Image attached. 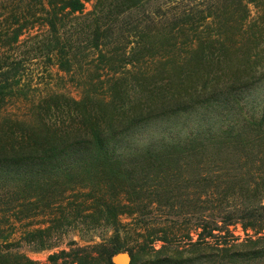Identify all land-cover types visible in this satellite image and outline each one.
<instances>
[{
  "label": "trees",
  "instance_id": "obj_1",
  "mask_svg": "<svg viewBox=\"0 0 264 264\" xmlns=\"http://www.w3.org/2000/svg\"><path fill=\"white\" fill-rule=\"evenodd\" d=\"M0 20V264H40L20 242L43 264H264V0H0ZM40 55L78 97L33 93ZM152 205L177 227L123 229ZM78 226L111 234L51 252Z\"/></svg>",
  "mask_w": 264,
  "mask_h": 264
},
{
  "label": "rangeland",
  "instance_id": "obj_2",
  "mask_svg": "<svg viewBox=\"0 0 264 264\" xmlns=\"http://www.w3.org/2000/svg\"><path fill=\"white\" fill-rule=\"evenodd\" d=\"M1 7L2 8L6 7V4L4 3ZM248 8L250 10V18L252 17L254 19L257 15L255 9L251 5H249ZM88 10H90V4L85 5V11ZM0 25H2V20H0ZM25 38L26 36L23 35L19 41L24 42ZM35 58L36 59L31 61V63L27 67L28 70L25 73L28 77H31L32 79L31 90L33 89L36 90V92L34 91L33 93L52 91V92L65 93L66 95L72 98L78 97L79 90L76 89L75 85L71 82L69 77L66 76L62 79L60 78L63 76H61V74L58 73L57 68L53 65V62H50L48 64L42 55ZM31 90L29 92L30 94L32 93ZM173 199H174L173 205L177 206V196H174ZM164 200L167 201L166 199ZM201 201H205V199L202 198ZM152 208L153 209L145 215L146 225L144 226L140 225L139 222L137 221L138 219H136V221L135 219L130 221L129 219L124 218L122 219L123 229H127V227L124 225L125 223L126 224L130 223L129 229L131 231H129V233L133 232L135 234L136 233L143 234L145 232H153L154 235L157 234L159 230H163L166 233L174 230L175 227H177V223H179L181 219L177 218L176 210L172 214L170 210L167 211L166 209H162V207L152 205ZM206 213L207 210H204L205 215ZM36 223H38L37 219L31 220L30 224H36ZM83 229L84 228L80 226L76 228L66 229V231L64 232V234H62V237L60 238L61 246L57 249L51 250V252L56 251L58 249L59 250L62 249L63 247H65L67 243H71L72 241L75 242L78 246L85 245V243L81 240L79 235L80 236L85 235V239L90 237L91 235L93 237L94 242L96 243L99 241L98 237L100 235L107 237L108 235L111 234V229L108 226H99L90 230H83ZM229 229L233 232L235 236H239L240 239L244 237L238 225L231 226L229 227ZM160 245L161 243L156 242L152 244V247H154V249H158ZM28 249L29 246L27 244H24L22 242L19 243V251H25L26 255L30 259L37 261L40 264L45 263L46 256L48 255V253L46 252L31 253L28 252ZM137 264H150V263H148L147 259L143 258Z\"/></svg>",
  "mask_w": 264,
  "mask_h": 264
},
{
  "label": "water",
  "instance_id": "obj_3",
  "mask_svg": "<svg viewBox=\"0 0 264 264\" xmlns=\"http://www.w3.org/2000/svg\"><path fill=\"white\" fill-rule=\"evenodd\" d=\"M130 258L127 253H118L111 259L112 264H129Z\"/></svg>",
  "mask_w": 264,
  "mask_h": 264
}]
</instances>
